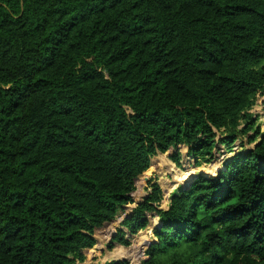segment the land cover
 <instances>
[{
  "label": "trees",
  "instance_id": "trees-1",
  "mask_svg": "<svg viewBox=\"0 0 264 264\" xmlns=\"http://www.w3.org/2000/svg\"><path fill=\"white\" fill-rule=\"evenodd\" d=\"M263 90L264 0H0V264H81L130 204L106 248L154 212L140 264H264ZM182 146L230 154L134 199Z\"/></svg>",
  "mask_w": 264,
  "mask_h": 264
},
{
  "label": "rangeland",
  "instance_id": "rangeland-1",
  "mask_svg": "<svg viewBox=\"0 0 264 264\" xmlns=\"http://www.w3.org/2000/svg\"><path fill=\"white\" fill-rule=\"evenodd\" d=\"M249 113L252 114L254 117V123L259 125L261 130H264V90L262 93L258 94V98L256 104L249 109ZM239 143L245 144L241 145V148H250L254 146L255 142L248 143L246 140L245 135H241L235 142L236 146L233 147V151H237L239 148ZM224 146V145H223ZM186 147L182 146L180 149L181 153V164L178 166L172 161L170 158L171 151H167L165 153H158L153 157V160L156 158L157 161V170L155 172L153 166L146 170L142 176L136 181V189L132 193L134 199H142L145 197L146 194V187L148 185L149 180L151 183L158 182L164 190V199L160 202V208H162L169 198V193L174 192L178 189V186L181 184L185 186L186 180L191 178V176H197L198 174L204 173L205 171H212L217 169V166L221 164L222 159L226 156H229L230 153L224 152L219 157L217 156L216 159L214 158L211 162H201L198 166H192L191 164H187L184 161V154L192 161V157L187 155ZM183 155V158H182ZM164 159L166 162H164ZM215 160V161H214ZM190 161V162H191ZM217 161V162H216ZM220 162V163H219ZM219 163V165H218ZM178 167V169L176 167ZM187 166V169L184 168ZM171 168L177 170V173L170 172ZM193 179V177H192ZM173 190V191H172ZM168 193V194H167ZM164 200V201H163ZM134 204H130L127 207L126 211H120L114 217V220L106 224L105 226H100L99 228L94 230L93 236L96 238L95 243L88 249H84L83 255L84 260L81 264H103L106 261L116 260V258L126 257L128 258V264H138V262L142 261L145 258V251L149 245L150 238L152 236V228L154 223L157 221L156 218H152L149 216V222L145 228L140 229L137 233L129 235L128 233L125 234V238L129 240V245L124 246L120 244H113L111 249L106 248V243L112 237L115 228H120L125 230L123 227H119L120 218L124 217L129 209L133 207ZM154 213V212H151ZM146 229V230H145ZM147 235V240L145 241ZM145 241V243H144Z\"/></svg>",
  "mask_w": 264,
  "mask_h": 264
},
{
  "label": "crops",
  "instance_id": "crops-1",
  "mask_svg": "<svg viewBox=\"0 0 264 264\" xmlns=\"http://www.w3.org/2000/svg\"><path fill=\"white\" fill-rule=\"evenodd\" d=\"M186 149H187V147H186ZM187 151V153H188V149L186 150ZM188 155V154H187ZM182 158H183V155H182ZM184 161L189 165V164H191L192 163V166H194V163H193V159H192V161L190 160V159H188V157L184 154ZM191 161V162H190ZM215 161V160H214ZM217 162V161H216ZM218 165H219V163H218ZM176 167V166H175ZM177 169H178V167H176ZM217 168H218V166H217ZM185 170L187 169V166L184 168ZM156 170L157 169H155V172H156ZM170 172H173V173H177V170H174V168H171V170H170ZM158 183V182H157ZM159 184V183H158ZM160 185V184H159ZM161 186V185H160ZM161 188H162V190H163V197H164V194H165V192H164V190L165 189H163V187L161 186ZM173 191V190H172ZM172 192H170L169 193V196H170V194H171ZM168 194V193H167ZM164 199V198H163ZM164 201V200H163ZM165 201H167L166 203H165V205L162 207V208H166L167 207V205H168V202H169V198L166 200L165 199ZM124 210V209H123ZM119 213H120V211H119ZM117 214H118V212H117ZM151 217L152 218H156L157 220H158V216L155 214V213H152V215H151ZM157 222V221H156ZM156 222L154 223V224H156ZM155 226V225H154ZM153 226V227H154ZM153 227H151L152 229H153ZM151 229V230H152ZM126 230V229H125ZM84 251V250H83Z\"/></svg>",
  "mask_w": 264,
  "mask_h": 264
},
{
  "label": "water",
  "instance_id": "water-1",
  "mask_svg": "<svg viewBox=\"0 0 264 264\" xmlns=\"http://www.w3.org/2000/svg\"><path fill=\"white\" fill-rule=\"evenodd\" d=\"M152 161H153V160H152ZM219 163H220V162H219ZM151 164H152V162H151ZM220 166H221V165H219V167H218L215 171H218V170L220 169ZM215 171H214V172H215ZM214 172H213V173H214ZM213 173H210V174H208V173H203V174L211 175V174H213ZM192 177L194 178L195 176L193 175V176H191V178H189L188 180H186V182H187V181H189V182L186 183L185 186H188V185L191 183V181L193 180ZM126 207H129V206H126ZM151 215H152V213H148V217L151 216ZM158 219H159V218H158ZM113 220H114V219H113ZM157 222H158V220H157ZM157 222H156V223H157ZM106 224H108V222L103 223L102 226H105ZM154 225H155V224H154ZM154 225H153V226H154ZM145 230H146V229H145ZM128 234L133 236V234H130V233H128ZM112 235H113V234H112ZM93 237H94V236H93ZM94 239L96 240V238H94ZM84 251H85V250H84ZM116 260H128V258H126V257H120V258H116ZM138 264H140V261L138 262Z\"/></svg>",
  "mask_w": 264,
  "mask_h": 264
},
{
  "label": "bare ground",
  "instance_id": "bare-ground-1",
  "mask_svg": "<svg viewBox=\"0 0 264 264\" xmlns=\"http://www.w3.org/2000/svg\"><path fill=\"white\" fill-rule=\"evenodd\" d=\"M215 171V170H214ZM210 173H213V170L211 171V172H209L208 174H210ZM147 240V235H146V238H145V241ZM145 241H144V243H145Z\"/></svg>",
  "mask_w": 264,
  "mask_h": 264
}]
</instances>
